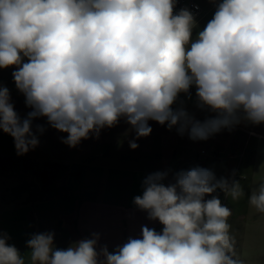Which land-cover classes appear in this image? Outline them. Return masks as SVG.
<instances>
[{"label":"clouds","instance_id":"9594fccd","mask_svg":"<svg viewBox=\"0 0 264 264\" xmlns=\"http://www.w3.org/2000/svg\"><path fill=\"white\" fill-rule=\"evenodd\" d=\"M177 3L0 0V69L15 68V86L31 109L21 118L0 86V130L13 138L17 154L38 146L36 118L66 133L63 143L73 148L121 120L136 139L149 136L155 121L193 141L243 122L264 124V0H220L195 38L193 13L174 11ZM193 87L197 107L214 115L200 120L174 107ZM167 177L149 174L133 200L161 231L142 226L140 238L114 252L98 250L95 234L66 249L54 247V233L33 234L27 259L0 234V264H240L232 211L215 195L239 200L245 196L239 181L202 167L179 171L165 184ZM247 200L264 214V181Z\"/></svg>","mask_w":264,"mask_h":264},{"label":"crops","instance_id":"0c3cea01","mask_svg":"<svg viewBox=\"0 0 264 264\" xmlns=\"http://www.w3.org/2000/svg\"><path fill=\"white\" fill-rule=\"evenodd\" d=\"M204 18L202 15L196 22L193 38L205 26ZM14 70V67L0 69V86L9 89L15 110L24 118L31 109L26 106L24 95L15 86L12 77ZM184 97L185 95H181L174 107L184 106L200 120L209 116L203 110L190 106ZM149 124L152 128L151 134L136 139L135 131L121 120L115 127L102 129L99 138L82 140L73 148L63 143L66 133L52 128L46 118H36L33 120V131L38 137V146L23 155L17 154L13 138L0 130V165H3L0 167V189L29 190L28 198H31V191L34 190L42 195L45 190H60L62 187L69 190L72 186L75 187L78 191V197L74 200L76 208L71 212L59 213L61 227H64L63 220H66L69 233L75 242L93 238L95 234L98 236V250L106 246L109 252H114L129 238H140L142 226L154 228L158 232L163 228L158 221L149 220L147 213L133 203L135 196L142 195V184L149 174L167 172L168 177L164 181L167 184L173 181L179 171L202 167L211 171L217 170L214 173L217 179L235 178L242 166L236 163L237 155L230 153L237 147L234 139L241 134L251 139L262 138L264 132V124L252 125L243 122L231 131L232 139L226 145L220 139L228 135V130L201 140L215 142L217 146L214 155L203 162L190 152L193 140L187 133L180 135L176 128L169 130L167 125H160L155 121H149ZM37 125H42L45 131L36 132ZM246 126L251 129H245ZM258 126L260 133L254 130ZM131 140L139 145L136 149L130 148ZM39 146L47 152L41 153ZM205 153L203 151L202 155L206 156ZM221 155H226L225 159ZM19 160L24 161L27 171L24 168L16 169L14 165ZM10 161L15 162L11 165ZM30 166L34 167L30 170ZM223 168L225 175L221 171ZM16 197L17 195L11 198L10 208H2L0 211V234H6L10 238L30 237L33 224L36 228L35 221H40V218L38 219L32 202L26 201L27 195L22 196V200ZM62 197L65 203L69 202L68 194ZM39 199L45 202L49 198ZM5 203H0L1 207ZM39 231L42 232L40 227Z\"/></svg>","mask_w":264,"mask_h":264},{"label":"rangeland","instance_id":"374dc122","mask_svg":"<svg viewBox=\"0 0 264 264\" xmlns=\"http://www.w3.org/2000/svg\"><path fill=\"white\" fill-rule=\"evenodd\" d=\"M196 1L202 8V15L205 17L204 25H206V23L212 18L216 5L220 2V0ZM184 99L191 104L190 106L199 109L194 95H191L190 97L185 96ZM245 129L249 130L251 128L246 126ZM254 130L259 133L261 132L259 126ZM262 134V138L256 139H251L249 136L244 134L238 135L234 139V143L237 147L230 151V153L237 155L238 161L236 163L241 164L242 167L238 176L235 178L232 177L231 179L228 178V180L229 182L233 179L239 181L244 189L245 196L234 201L231 197H226L222 191L218 190L217 193H215V195L220 197L222 203L226 204L232 211V215L229 217V223L231 225V234L235 238L234 258L237 259L240 264H264V214L257 213L254 208L249 206L247 200V197L251 194L252 188L258 186L260 182L264 181V132H262ZM232 136L233 134L230 131L228 135L220 140L226 145L230 142ZM190 147V152L199 157L201 161L204 159L207 160L210 156L214 155V152H216L217 149L216 143L209 141H193ZM39 151L44 154L47 152V150L41 146H39ZM203 151L206 152V156L202 155ZM221 157L222 159H225L226 155H221ZM13 162L15 161H10V164L12 165ZM14 166L16 169L24 168L23 170L27 171V166H25L23 160L17 161ZM0 167H3V165H0ZM33 167L34 166H30V170ZM212 171L214 173L217 172V170ZM221 171L223 172V175L226 174L224 168ZM221 171L218 170L220 173ZM16 191L9 190L7 188L0 189V203L6 202L4 207H1L2 205H0V211L2 208H10V201L12 197L17 195L16 198H20L22 200V196L26 197L27 195L26 201L32 202L33 207L37 211V217L38 219L40 218V221H35L36 228L33 224L30 237L33 234L51 232L54 233L55 248L66 249L67 247L74 245L75 240L71 233H69L70 230H68L69 227L66 220H63L64 227H61L60 223H62V219L59 217V213L62 211L71 212L76 208L74 200L78 197V191L75 190V187L72 186L69 190H65L63 187L60 190H45L42 195H38L39 191L34 190L31 191L33 192V196L31 198H28L30 197V195H28L29 190L25 191L23 189ZM98 192L101 193L102 191ZM67 194L70 199L68 203H65L64 197L62 196ZM40 197H47L49 199L42 202L39 199ZM45 222L47 223L45 224ZM39 227L42 229V232L39 231ZM30 237H12L8 240V243L14 244L20 253L27 259L29 252L26 242Z\"/></svg>","mask_w":264,"mask_h":264},{"label":"built area","instance_id":"2783aa9c","mask_svg":"<svg viewBox=\"0 0 264 264\" xmlns=\"http://www.w3.org/2000/svg\"><path fill=\"white\" fill-rule=\"evenodd\" d=\"M181 8H187L189 11H191L193 13V16L196 22L202 17V14H203L202 8L196 0H178V3L174 11H179ZM190 92H191V95L195 96L194 87L190 90ZM181 95H184V94H181ZM204 112L208 115H214L206 111Z\"/></svg>","mask_w":264,"mask_h":264}]
</instances>
